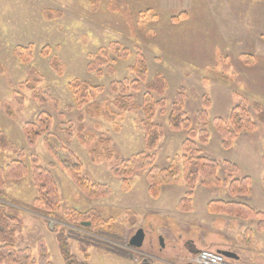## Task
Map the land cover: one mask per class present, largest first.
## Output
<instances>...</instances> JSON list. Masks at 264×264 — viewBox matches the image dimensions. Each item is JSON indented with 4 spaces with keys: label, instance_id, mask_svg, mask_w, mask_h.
<instances>
[{
    "label": "rangeland",
    "instance_id": "374dc122",
    "mask_svg": "<svg viewBox=\"0 0 264 264\" xmlns=\"http://www.w3.org/2000/svg\"><path fill=\"white\" fill-rule=\"evenodd\" d=\"M114 43L129 49L130 55L119 58L109 50ZM27 47L32 57L22 60L20 49ZM102 49L114 63L113 74L101 76L89 70L93 56ZM139 51L147 62V82L156 75L167 82L164 95L153 93L152 103L166 101V114L155 110L154 122L162 133L153 148L147 145L143 125L145 83L140 92L126 93L137 108L125 111L114 105L117 94L109 89L112 82L135 79L131 67ZM0 64V128L24 150L21 159L28 166L36 154L40 164L51 170L62 197L61 208L48 216L33 205L37 192L30 174L7 180L0 191V202L16 207L22 216L17 248H29L35 259L46 247L50 262L68 264L58 238L65 232L71 254L81 263L189 264L198 253L189 247L208 248L206 241L219 242L236 222L231 216L209 212L211 200L246 201L264 211V126L243 131L225 150L213 125V119L227 117L241 97L256 121L254 102L264 105V0H0ZM31 68L39 81L28 89L23 83L31 79ZM74 80L103 87L91 101L102 109L91 108L88 113L87 105L77 106L71 90ZM34 89L51 100L34 98ZM180 93L196 129L204 128L196 112L210 99L211 119L205 128L211 135L207 143L197 140V144L207 156L237 163L240 171L235 178L251 176L249 195L232 197L225 186L206 187L199 179L193 189V209H179L190 191L183 168L187 132L170 129L168 118ZM40 112L53 118L51 149L43 139L30 146L24 131L26 122ZM139 153L153 155L157 166L177 175L168 179L153 175L156 195L150 168L124 167ZM18 158L14 151L0 149L1 165ZM76 162L81 164L79 175L107 186V195L85 194L72 177ZM126 168L128 173L123 171ZM218 175L227 178L223 168ZM68 211L78 215L95 211L102 224L87 218L75 222ZM251 224L240 226V233L246 235ZM140 228L144 243L141 248L131 247L129 241ZM77 237L84 239L86 251ZM253 239L264 247V229L253 233ZM209 249L215 252L216 247Z\"/></svg>",
    "mask_w": 264,
    "mask_h": 264
},
{
    "label": "trees",
    "instance_id": "16d2710c",
    "mask_svg": "<svg viewBox=\"0 0 264 264\" xmlns=\"http://www.w3.org/2000/svg\"><path fill=\"white\" fill-rule=\"evenodd\" d=\"M119 58H127L130 55V50L127 48H120L117 43L112 44L109 47ZM20 57L24 58L32 57V51L30 47L20 49ZM114 53V54H115ZM25 54V57H23ZM1 70V64H0ZM89 70L95 72L97 75H103L105 72L113 74L115 72L114 63L111 61L108 51L102 49L99 53L93 56V62L89 65ZM132 73L135 75V79H125L122 81H115L110 84V91L116 93L117 96L113 103L120 110L136 109L133 97L126 95L129 90L140 92L141 84L145 83L146 93L144 94L145 104L144 111L147 113V118L144 119L143 125L146 133V141L149 148L156 146L160 140L162 128L160 125L154 122L155 110L160 108L161 113L166 114V101L162 98L157 103H152L153 93H157L159 96L164 95L167 87L166 79L161 75H156L152 81L147 82L148 67L144 55L139 51L136 55L135 64L131 67ZM34 68L29 71L31 79L23 83V87L31 89L33 82L39 81L33 78L36 75ZM37 76V75H36ZM33 89V88H32ZM71 90L74 94L75 102L79 108L86 107V111L91 112L95 109H102L100 103H92L91 101L100 93L103 92V87L100 85H94L87 81L74 80L71 84ZM34 98L40 101H47L50 99L48 94L41 90L34 89ZM185 98L183 94H178L176 100L172 104V109L169 113L168 125L173 131L184 130L187 132V137L183 142L184 148V176L189 184L190 191H188L185 197L182 198L179 209L181 211H191L193 189L199 179H201L202 185L206 187L225 186L228 193L232 197L247 196L250 194V190L253 185V179L251 176H244L235 178L234 176L239 173L240 167L237 163L231 160L218 161L215 158L207 156L203 153V150L199 148L197 140L203 143H207L210 138V131L205 128L210 123L209 109L211 107V101L209 98L205 101L203 107L196 112V118L202 123L204 128L196 129L193 127L192 120L188 117V113L185 108ZM254 109L257 112V121L254 120L251 111L249 109V103L246 98L241 97L240 102L235 105L230 114L227 117H215L213 119V125L222 137V147L225 150H229L233 147L234 142L243 131H256L260 125L264 126V105L260 102H254ZM92 111V112H93ZM84 114L80 115V119H83ZM53 127V118L47 112H40L35 120L28 121L24 125V131L27 137V141L30 146H35L36 143L43 139L46 145L51 149L53 143V133L51 132ZM0 149L14 151L19 158L11 161L9 164L3 166L0 164V191L5 186L7 180H19L26 175H31L32 183L36 189L37 195L33 200L35 208L48 216H55L58 209L62 205V197L59 190V185L53 176L49 168L40 164L39 157L36 154H32L31 164L28 166L21 158L24 155V150L12 144L7 135L0 128ZM57 153V152H56ZM262 159L264 161V148ZM124 167H129L130 170H140L144 168H150V184L154 195L158 193V188L154 179L156 177L176 178L174 172L164 170L157 166L155 157L151 154L145 155L139 153L132 156L130 159L123 163ZM122 164V165H123ZM81 164L76 162L71 167L73 180L83 189L86 195L90 197H102L107 195L108 188L105 185L91 183L86 178L79 175ZM220 168L227 174V178L222 180L218 171ZM31 169V170H30ZM117 171V170H116ZM128 173V168L125 170ZM125 173L123 172L122 175ZM116 175H120L117 171ZM2 197L0 192V198ZM208 210L213 214H223L235 218L244 220H256L258 230L264 229V211L257 210L253 206L240 202L237 200H222L215 199L208 203ZM68 216L71 215L73 221H81L83 218L91 219L95 225L98 226L102 223L99 222L98 213L92 211L87 214H76L68 211ZM23 220L20 211L11 205L2 204L0 202V264H53L50 262V255L46 247H43L40 251L38 259L32 256V252L29 248L18 249L17 248V235L22 231ZM59 241L61 243V250L68 261V264H89L88 262H78L76 257L70 252V246L68 243V236L64 233H60ZM78 238V237H77ZM80 239L81 247L85 246L84 239ZM86 246L83 251H86ZM117 253V250L114 249ZM119 252V251H118Z\"/></svg>",
    "mask_w": 264,
    "mask_h": 264
},
{
    "label": "crops",
    "instance_id": "0c3cea01",
    "mask_svg": "<svg viewBox=\"0 0 264 264\" xmlns=\"http://www.w3.org/2000/svg\"><path fill=\"white\" fill-rule=\"evenodd\" d=\"M244 203L250 205V203L246 201ZM232 219L236 222H234V225H232L226 235L222 233L223 238H221L219 242L206 241V244L209 247L215 246L216 251L220 249H226L235 252L239 256L237 264H264V247L263 245L260 247L259 245H257V243L255 244L256 240L253 239V233H255L256 231H262L258 230L257 221L241 219L236 220V218L234 219V217ZM248 223H252L247 229V234L252 235L251 239L246 238L247 234H241L239 231L240 226H243Z\"/></svg>",
    "mask_w": 264,
    "mask_h": 264
},
{
    "label": "built area",
    "instance_id": "2783aa9c",
    "mask_svg": "<svg viewBox=\"0 0 264 264\" xmlns=\"http://www.w3.org/2000/svg\"><path fill=\"white\" fill-rule=\"evenodd\" d=\"M194 262L196 264H235L228 261L223 255L208 249L201 250Z\"/></svg>",
    "mask_w": 264,
    "mask_h": 264
},
{
    "label": "water",
    "instance_id": "95a60500",
    "mask_svg": "<svg viewBox=\"0 0 264 264\" xmlns=\"http://www.w3.org/2000/svg\"><path fill=\"white\" fill-rule=\"evenodd\" d=\"M145 240V232L142 228L138 229L136 233L131 237L129 244L131 247L134 248H141ZM164 246V244L162 243ZM218 253L222 254L228 259L232 260H239V256L231 251V250H226V249H220L218 250ZM189 264H194V263H189Z\"/></svg>",
    "mask_w": 264,
    "mask_h": 264
},
{
    "label": "flooded vegetation",
    "instance_id": "af4514ba",
    "mask_svg": "<svg viewBox=\"0 0 264 264\" xmlns=\"http://www.w3.org/2000/svg\"><path fill=\"white\" fill-rule=\"evenodd\" d=\"M188 249H189V251H190V252H193V253H195V252L199 251V250H198V249H196L195 247H192V248H191V247H189Z\"/></svg>",
    "mask_w": 264,
    "mask_h": 264
}]
</instances>
